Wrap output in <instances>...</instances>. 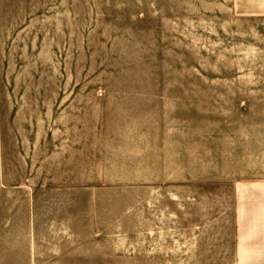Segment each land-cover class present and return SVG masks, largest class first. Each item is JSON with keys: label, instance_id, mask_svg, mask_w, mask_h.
I'll use <instances>...</instances> for the list:
<instances>
[{"label": "rangeland", "instance_id": "rangeland-1", "mask_svg": "<svg viewBox=\"0 0 264 264\" xmlns=\"http://www.w3.org/2000/svg\"><path fill=\"white\" fill-rule=\"evenodd\" d=\"M244 178L264 0H0V264H195L181 207Z\"/></svg>", "mask_w": 264, "mask_h": 264}, {"label": "crops", "instance_id": "crops-1", "mask_svg": "<svg viewBox=\"0 0 264 264\" xmlns=\"http://www.w3.org/2000/svg\"><path fill=\"white\" fill-rule=\"evenodd\" d=\"M229 201V220L214 212L189 219L181 207V223L170 228L179 227V261L264 264V178L232 180Z\"/></svg>", "mask_w": 264, "mask_h": 264}]
</instances>
